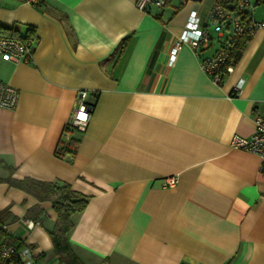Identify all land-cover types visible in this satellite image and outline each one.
I'll list each match as a JSON object with an SVG mask.
<instances>
[{
  "label": "crops",
  "instance_id": "1",
  "mask_svg": "<svg viewBox=\"0 0 264 264\" xmlns=\"http://www.w3.org/2000/svg\"><path fill=\"white\" fill-rule=\"evenodd\" d=\"M137 1L0 0V29L35 37L29 63L0 61V81L18 92L14 109L0 108L1 224L37 264H62L48 234L52 202L6 180L62 183L87 198L68 233L83 264H264V172L256 155L230 147L264 116V28L215 85L187 44L171 58L192 12L212 37L201 54L216 51L213 0L146 12ZM78 91L91 119L70 134L76 155L59 159ZM25 218L40 226L27 229Z\"/></svg>",
  "mask_w": 264,
  "mask_h": 264
},
{
  "label": "built area",
  "instance_id": "2",
  "mask_svg": "<svg viewBox=\"0 0 264 264\" xmlns=\"http://www.w3.org/2000/svg\"><path fill=\"white\" fill-rule=\"evenodd\" d=\"M29 4L38 6V0H28ZM166 0H138L136 8L146 12L149 7L162 9ZM264 6V0H239L233 10L214 5L210 8L208 18L213 24L216 35L215 42L218 45L216 51L209 56L201 54L202 48L212 41L207 29L198 24L197 14L192 12L184 25L179 39L174 42L171 50L172 60L175 58L180 46L187 44L199 61V68L203 74L215 85H220L224 76L233 72L238 59V43L242 37H251L254 33L264 28V20L256 21L254 10ZM34 53V44L23 42L0 34V61L8 63H29ZM241 83L234 89L237 94ZM88 92L76 93L74 111L65 126L64 136L68 140L70 134L75 131H83L91 119L93 107L87 104ZM18 92L0 81V108L12 110L16 107ZM84 119H81V116ZM255 129L250 137L234 135L230 140V147L235 150H243L256 155L260 159V168L264 172V116L254 121ZM176 178L165 179L162 187L175 185ZM27 229L40 226V222L29 219L23 220ZM8 229L0 226V260L14 259L18 264H37V256L24 242L13 243L8 240Z\"/></svg>",
  "mask_w": 264,
  "mask_h": 264
},
{
  "label": "trees",
  "instance_id": "3",
  "mask_svg": "<svg viewBox=\"0 0 264 264\" xmlns=\"http://www.w3.org/2000/svg\"><path fill=\"white\" fill-rule=\"evenodd\" d=\"M43 2L44 0H38V6L41 7ZM238 2L239 0H213L214 5H218L223 8H228V5H233V9L236 7ZM0 34L27 43L35 42L34 31L32 28H27L23 33L15 28L0 29ZM248 38L249 37H242L239 40L237 46L239 53L238 58ZM125 44V41H122L118 45L116 49L118 57L124 52L126 48ZM91 106L93 107V105ZM76 151L77 141L74 137H70L68 140H61L58 143L54 155L59 159L70 160L76 155ZM6 181L11 186L28 193L38 202H52V206L57 213V221L48 233L52 243L53 254L62 264H83L73 252L69 244L68 233L73 228V222L71 220L72 216L84 210L87 205V198L74 192L68 185L62 183H46L32 179H24L21 181L7 179ZM2 215L3 213L0 214V226L3 225L1 224ZM8 240L11 242L9 237ZM0 264H18V261L14 259L6 261L0 260Z\"/></svg>",
  "mask_w": 264,
  "mask_h": 264
},
{
  "label": "rangeland",
  "instance_id": "4",
  "mask_svg": "<svg viewBox=\"0 0 264 264\" xmlns=\"http://www.w3.org/2000/svg\"><path fill=\"white\" fill-rule=\"evenodd\" d=\"M212 0H203V3H207V9L210 8L211 6V2ZM257 15V18H261L262 14H264V6H260V7H257L255 10H254V15Z\"/></svg>",
  "mask_w": 264,
  "mask_h": 264
},
{
  "label": "water",
  "instance_id": "5",
  "mask_svg": "<svg viewBox=\"0 0 264 264\" xmlns=\"http://www.w3.org/2000/svg\"><path fill=\"white\" fill-rule=\"evenodd\" d=\"M196 3H200L202 0H193ZM228 9L233 10V5H228Z\"/></svg>",
  "mask_w": 264,
  "mask_h": 264
},
{
  "label": "snow or ice",
  "instance_id": "6",
  "mask_svg": "<svg viewBox=\"0 0 264 264\" xmlns=\"http://www.w3.org/2000/svg\"><path fill=\"white\" fill-rule=\"evenodd\" d=\"M84 118H85V117L82 115V116H81V119H84Z\"/></svg>",
  "mask_w": 264,
  "mask_h": 264
}]
</instances>
